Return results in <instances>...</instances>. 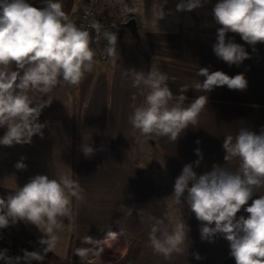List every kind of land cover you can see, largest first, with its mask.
<instances>
[{"label":"crops","instance_id":"1","mask_svg":"<svg viewBox=\"0 0 264 264\" xmlns=\"http://www.w3.org/2000/svg\"><path fill=\"white\" fill-rule=\"evenodd\" d=\"M107 1L106 5H112L111 0ZM28 2L38 8L45 6L43 0ZM60 2L73 22L80 9L79 1ZM178 2L167 0L164 11L170 14L157 21L158 7L152 0H132L138 35L123 27L115 53L95 61L93 70L86 72L78 85L35 94L37 100H52L39 118L47 124L42 138L34 136L31 144L0 145V197H6L37 174L49 177L67 174L84 189V199L78 201L73 197L72 214L63 218L64 229L53 251L61 258L68 255L71 243L75 250L92 247L82 243V238L89 235L111 257L117 247L113 241L106 242L116 240L120 250L117 261H122L125 252L131 249L135 254H144V264H236L230 256L229 242L222 236L217 235L213 242L201 240L200 221L185 200L175 204L172 193L185 164L193 163L198 175L210 171L214 164L223 166L226 161L222 145L227 135L235 136L245 127L257 133L264 129V43L255 45L253 51L239 34L227 33L226 40L243 45L250 54L239 66H229L216 57L212 47L220 27L212 15L217 0H207L203 7L191 12H177ZM118 3L126 9L124 0ZM128 16L125 11L118 28ZM150 68L168 75L174 94H179L183 85L204 79L197 75L199 68L223 71L229 76L243 73L248 86L243 91L216 87L208 93V104L200 113L198 124L186 129L176 142L166 137L147 139L132 132L130 105L137 90L131 87V78L124 72L126 69L147 72ZM202 94L189 88L185 93L186 103ZM141 100L138 96L136 103ZM5 131L6 128H0V137ZM84 142L96 149L91 157H85L81 151ZM196 148L203 153L198 166L195 165L199 159L194 152ZM21 157H26L27 169L18 171L15 164ZM226 166L235 170L238 161L233 160ZM258 195H264V189L253 199ZM121 205L135 210L127 216L120 211ZM140 210L144 223H141ZM166 214L172 217L170 222L165 221L170 229L180 222H185L189 229L183 251L173 253L170 259L156 253L148 239V217L164 218ZM240 215L247 217L248 214L242 208L237 217ZM18 223L35 239L43 236L35 225ZM194 253L201 259H195Z\"/></svg>","mask_w":264,"mask_h":264},{"label":"clouds","instance_id":"2","mask_svg":"<svg viewBox=\"0 0 264 264\" xmlns=\"http://www.w3.org/2000/svg\"><path fill=\"white\" fill-rule=\"evenodd\" d=\"M207 0H179L177 12L203 7ZM38 8L28 0H0V128H6L0 145L31 144L34 136L43 137L46 123L39 118L43 109L52 103L50 99L37 100L36 93L48 94L57 87L76 86L86 72L93 70L95 50L90 46L89 31L81 29L63 11L60 0H43ZM158 3L157 21L165 18L164 5ZM217 29L213 52L229 66H239L250 54L241 44L227 39V33H237L253 47L264 43V0H217L212 8ZM90 27L95 39L101 37L108 43L105 52L111 56L117 47L116 32L104 30L99 21ZM124 75L131 78V87L137 91L132 95V113L129 123L133 134L137 132L147 139L166 137L176 142L189 127L195 128L198 117L208 104V93L216 87L227 86L230 90H246L248 81L243 73L229 76L223 71L199 68L197 75L203 80L183 85L179 94L169 87V77L158 69L149 71L126 69ZM189 88L198 95L190 103L185 93ZM142 100L136 103L137 97ZM197 144L200 141H196ZM226 164H214L210 171L197 174L193 163L185 164L174 182L175 204L186 201L187 207L200 221L202 241L213 242L217 235L229 242L230 256L236 264H264V129L259 133L241 128L238 133L227 135L222 145ZM102 150V149H101ZM81 151L85 157L94 155L96 149L84 142ZM203 159L200 148L194 150ZM21 157L16 162L18 171L27 169ZM238 161L235 170L226 165ZM84 199V189L78 180L67 174L55 177L37 174L22 187L0 197V229L24 221L35 225L43 234L38 241L40 251L22 250L23 256L11 257L7 249L0 251V260L5 264H31L43 262L60 242L59 233L64 229L65 217L72 214V198ZM251 201V204H249ZM243 208L248 215L237 214ZM134 208L120 206V211L131 216ZM139 211V216H140ZM144 223L143 216H140ZM170 214L164 218L148 217V239L153 250L165 259L173 253H181L188 242V227L180 222L169 228ZM114 235V233L112 234ZM82 243L92 245L76 249V255L100 258L103 248L100 242L86 235ZM194 258L200 260L198 253ZM101 264H112V261Z\"/></svg>","mask_w":264,"mask_h":264},{"label":"built area","instance_id":"3","mask_svg":"<svg viewBox=\"0 0 264 264\" xmlns=\"http://www.w3.org/2000/svg\"><path fill=\"white\" fill-rule=\"evenodd\" d=\"M80 9L77 12L73 22L81 29L89 31L92 37L91 47L95 50L94 61H102L109 57L105 52L108 43L103 37L97 41L95 39V32L90 27L92 21H99L103 26L104 30L116 32L117 40L119 38V28L113 25L105 16L104 12L99 8L100 0H78ZM7 249V255L11 257L23 256V251L15 247L12 241L4 233V229H0V251ZM0 264H5L3 260H0ZM23 264V261L21 262ZM31 264H35L32 261Z\"/></svg>","mask_w":264,"mask_h":264},{"label":"rangeland","instance_id":"4","mask_svg":"<svg viewBox=\"0 0 264 264\" xmlns=\"http://www.w3.org/2000/svg\"><path fill=\"white\" fill-rule=\"evenodd\" d=\"M152 1H153L154 6H156V7H158V3L163 4V0H152ZM103 2H105V0L104 1L100 0V4H99L100 7L99 8L104 12L106 18L113 25L120 26V20H122L121 16L124 15L125 11L127 12V5L125 6L126 9H124V7L119 5L118 0H111L110 3L112 5H109V6L106 5V2L105 3H103ZM107 2H109V1H107ZM131 2H132V0H131ZM106 6H108V7H106ZM112 241L114 242V244L117 247V249H116L117 252H115V255H113L112 257L110 255H108L107 253H105V251H106L105 250L102 252V255L100 258H96V257L91 256V255H89V257H87V258H80L76 255V250L73 248V243H71L70 250L68 252V255L65 258H61V257L57 256L56 254H54L53 252H51V253L54 254L55 256H57L60 260L64 261L67 264H101V261H103V262L112 261V264H144V260H142V258L145 257V256H143L144 254L142 256L139 254H135L133 252V250H131V249H129L127 253L125 252V254L122 257V261H117V259L120 257V255H118V254H120L118 242L116 243L115 242L116 240L110 239L106 242V244L107 243L110 244V243H112ZM30 251H32V250H30ZM38 262H37V264H38ZM43 264H46V262H44Z\"/></svg>","mask_w":264,"mask_h":264},{"label":"trees","instance_id":"5","mask_svg":"<svg viewBox=\"0 0 264 264\" xmlns=\"http://www.w3.org/2000/svg\"><path fill=\"white\" fill-rule=\"evenodd\" d=\"M125 2L127 5V14L131 15L133 13L132 2L131 0H125ZM138 50L147 57L146 53L139 46ZM4 233L12 241L13 245L21 250H42V246L39 244L38 240L27 232L18 222L15 225H10L9 227L4 228ZM37 262L38 261H35V264H37ZM44 262H46V264H67L51 252L47 253L44 261L38 262V264H43Z\"/></svg>","mask_w":264,"mask_h":264},{"label":"water","instance_id":"6","mask_svg":"<svg viewBox=\"0 0 264 264\" xmlns=\"http://www.w3.org/2000/svg\"><path fill=\"white\" fill-rule=\"evenodd\" d=\"M123 27L128 28L134 36L138 35L134 14L129 15L127 20L122 23V26L119 28V33L122 31Z\"/></svg>","mask_w":264,"mask_h":264}]
</instances>
